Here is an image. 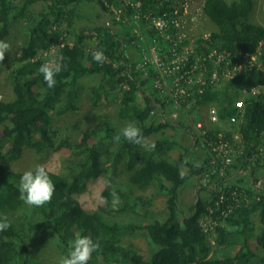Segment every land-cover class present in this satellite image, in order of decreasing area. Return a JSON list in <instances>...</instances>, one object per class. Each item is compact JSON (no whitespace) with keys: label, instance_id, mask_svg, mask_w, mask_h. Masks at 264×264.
<instances>
[{"label":"trees","instance_id":"1","mask_svg":"<svg viewBox=\"0 0 264 264\" xmlns=\"http://www.w3.org/2000/svg\"><path fill=\"white\" fill-rule=\"evenodd\" d=\"M40 1L43 6L38 12L33 14L27 10ZM86 3L96 12L83 14L81 9ZM251 9V0H205L201 6L200 14L217 27V32L211 33L206 43L200 38L196 41L195 55L205 69L202 72L204 84L191 86L189 96L183 101L195 99L196 103L182 114L190 116L197 113L196 107L214 105L222 122L232 116L236 122L227 128L215 126L207 130L204 140L209 148L202 147L201 136L191 132L194 141L191 148L198 145L207 151L200 164L189 161L188 148L165 132L175 129L176 125L191 131L188 126L165 119L153 123L154 108L165 109L164 98L154 86L155 67L144 60V42L134 33L141 32L146 21L171 14L174 10L171 0H0V40L4 41L13 30V22L19 25L18 22L24 20L26 23V37L13 58L15 68L10 72L14 99L0 100V215L6 214L11 222L7 230L0 232V264H42L35 261L38 247L34 232L53 241L61 256L68 254L69 241L77 232L90 235L94 242L99 241L100 247L93 252L88 264H264V254H257L264 250V191L254 190L260 177H255V173L260 165L264 166V159H256L253 165L250 160L257 155L259 146H264V93H241V90L264 85V44L255 65L228 75V81L220 88L219 80L212 85L214 69L219 73L221 69L231 70L230 64L254 55L264 40V27L247 20ZM100 17L105 22H94L90 34L77 31L80 22L89 24L92 18ZM60 33L67 37L72 34L75 39L72 42L59 40ZM151 35L153 39H160L154 30ZM145 38L151 39L150 36ZM151 45L160 48L157 42ZM97 50L103 51V62L93 59L92 53ZM48 53L62 57L66 65L56 76L53 88L46 85L38 71ZM218 56H223L224 60L217 63ZM187 64L194 65V57H189ZM92 78L96 83L91 90L92 104L107 99L118 89L117 117L126 123H135L146 139L159 134L153 144L146 149L129 143L122 136L119 143L115 142L113 137L120 134L121 129L111 128L106 119L98 127L81 131L75 141L68 134L58 137L50 126L51 114L63 117L76 112L83 88L81 83ZM237 99L243 102L240 111L234 106ZM219 133L221 140H228L238 152L224 178L212 174L210 169V149L212 142H218ZM233 134L238 135V142H233ZM175 148L180 149L179 160L188 167L186 172L165 159ZM24 149L33 150L36 155L68 149L75 158L71 177L47 169L55 193L51 202L42 207H29L19 198L18 183L22 174L12 170L10 164L19 160ZM97 156H101L99 161ZM120 164L130 184L141 190L152 186L165 197L164 220L154 216L142 225L119 221V217L126 214L145 218V213L137 209L141 204L139 198L121 185L112 184L121 169ZM99 166L100 172L105 171L111 179V184L100 194L104 210L89 213L75 196L96 177ZM245 172H249V180H245ZM181 173H184L183 178ZM206 173L207 182L197 184L190 213H179L181 188L188 180L196 178L198 181ZM229 179L236 183L224 182ZM244 183L250 185L244 186ZM220 187L229 193L244 191V199L238 196L231 212L227 210L231 201L220 200ZM113 190L118 203L113 201ZM204 216L210 221L211 229L207 233L199 223ZM126 230L144 232L148 243L155 247L148 258L136 254L130 244L122 245ZM210 235L214 237V244L208 239ZM252 240L254 247L250 244Z\"/></svg>","mask_w":264,"mask_h":264},{"label":"rangeland","instance_id":"2","mask_svg":"<svg viewBox=\"0 0 264 264\" xmlns=\"http://www.w3.org/2000/svg\"><path fill=\"white\" fill-rule=\"evenodd\" d=\"M172 1V0H171ZM176 3L175 8L182 7V0H173ZM189 4L187 11L192 16H195V27L193 30H185L182 35H178L177 32H173L171 34V39L173 42L179 45H188L192 48L194 47V41L196 38H202V35L208 36L211 33L217 32V27L209 22L203 15L199 13L198 8L201 11V6L203 5L205 0H186ZM227 2L237 1V0H226ZM252 1V9L250 14L247 17V20L256 24H259L264 27V0H251ZM18 5L21 6V3L18 2ZM181 5V6H180ZM43 6V2L34 3L29 9L33 14L38 12ZM180 6V7H179ZM82 7V6H81ZM96 9L88 5L86 3L81 12L84 14H89L91 12H96ZM94 22L103 23L105 19L100 17L98 19L92 18L91 23H86L85 21L80 22V26L77 28V31H83L85 34H90L94 29ZM108 22V21H107ZM190 22V21H188ZM17 25L13 22V30H10L8 36L4 39V41L10 44V51L5 53V59L0 61V100L1 101H11L14 99V93L12 90V81L10 79V72L15 68V63H13V58L17 56L20 48L22 47L26 33H25V21L21 20ZM182 29V28H181ZM136 37L144 42V60H151L150 48L152 46L153 40L148 37V33L143 29L141 32H136ZM72 39H75L71 34L68 37L64 33H60V39L64 41L72 42ZM264 43V40H263ZM157 57L160 59L158 55V50L156 49ZM47 59H51L53 56L49 55V53L45 56ZM168 51L163 49L162 51V59L167 61L168 59ZM233 72H238L235 67H232L231 70L226 72L227 75L233 74ZM222 75V74H221ZM226 82L225 78H220L218 87L220 88ZM82 90L79 93V98L77 101L78 110L76 112H69L68 114L63 115V117H57L56 114H51L52 117V130L58 133V137L64 136L66 134L71 136V140L75 141L79 137V133L86 129L87 127H98L103 121L106 119V123L114 129H122L127 123L120 120L117 117V109L119 107V91L118 89L113 90L110 95H108L107 99L105 98L103 101L98 104H92L91 99V90L96 85L95 81L92 79H87V82L81 83ZM264 90V88H263ZM249 90H241L242 95L249 94ZM252 94V93H251ZM164 107L165 109L162 111L159 106H156L152 113L153 123L158 124L162 120H167L169 122H182L185 126L190 125L193 129L192 123L190 119H195V121H201L207 125L206 111L207 108L214 105H202L200 107H196L195 114H191L190 116H184L182 113L188 112L192 106L189 104H179L181 106L182 111L179 110L174 105V100L172 98V94L164 93ZM243 97V96H240ZM163 98V97H161ZM240 100V99H237ZM236 100V101H237ZM190 103H196V100H190ZM216 107V106H214ZM193 110V109H192ZM229 125L224 124V128H227ZM189 127V126H188ZM190 128V127H189ZM166 134L169 137L174 138L178 143L184 145L188 148L189 152L187 154V158L189 161L200 164L205 159L206 151L203 150L200 146L196 145L194 149L191 148L193 146V135L191 132L186 130L183 127H179L176 125L175 129H167ZM1 135V132H0ZM159 134L151 135L149 138L145 140V143L150 146L157 139ZM239 141V138L236 139V142ZM238 152L235 150L233 153V159ZM180 149L175 148L165 159L171 163L177 164L179 169L182 172H186L188 167L184 164L180 163L179 160ZM101 156H97L99 159ZM264 159V146H259L258 153L256 156L251 158V165H253L256 159ZM103 160V159H102ZM44 165L46 169L51 172L61 174L65 177L72 175L74 169L72 167L75 165V158L72 156V153L68 149H62L60 151H51L47 154L36 155L33 150L24 149L22 156L19 160L14 161L10 164V168L14 170L16 173L22 174L25 170L32 169L36 165ZM122 164H120V170L118 171L116 177L112 181V184H119L123 188L127 189L133 197H138L141 204L137 208L139 212L145 213V218L136 217L133 214H126L119 217L120 222L127 223H135L137 225H142L147 222L150 218H159L160 220H164L166 218V203L165 197L159 194L156 189L152 186L141 190L136 186L129 183L127 175L124 173L122 169ZM260 169L255 173V177L260 176L259 180H264V166L260 165ZM245 180L250 179L249 172H246L244 175ZM233 179V178H231ZM237 178H234L236 180ZM105 180L108 183H105ZM204 175L197 181L196 178H192L188 180L185 185L181 188L179 192V213L181 214H189L190 207L195 200L197 193V184H203ZM228 183H236V181L228 180ZM108 184H111V179L108 178V175L105 171L100 172V166L98 168V173L96 177L92 178L87 182L85 190L76 195V199L79 202L80 206L89 213L94 212H102L104 210L103 202L100 199V194L104 190ZM244 186H249V183H244ZM106 216V214H105ZM14 217V216H13ZM13 220L19 221V218H14ZM201 223L204 228H209L210 223L207 219L202 218ZM126 235L122 237V245L127 247L129 244L137 251L136 254L142 256L143 258H148L152 251L155 250V247L148 243L144 236L143 231H132L131 233L127 230L125 231ZM34 238L36 245L38 247V253L35 256V261L37 263L40 262L42 264H53L59 260L61 254L57 249L55 243L53 241L48 240L45 236L40 235V233L34 232ZM251 246L254 247L253 240L250 242ZM211 253V252H210ZM258 255H263L264 250L257 252ZM34 260V258H33Z\"/></svg>","mask_w":264,"mask_h":264},{"label":"built area","instance_id":"3","mask_svg":"<svg viewBox=\"0 0 264 264\" xmlns=\"http://www.w3.org/2000/svg\"><path fill=\"white\" fill-rule=\"evenodd\" d=\"M171 3L174 5V10L171 14H167L165 17L161 18H155L151 19L149 21H146L144 24V30L148 33V35L151 37L153 42H157V45L160 46V48H156L158 50V55L160 59L157 57V53L154 46L150 48V54H151V60L150 62L155 67L157 77L154 82L155 88L158 89V91L161 93V95L164 97L165 91L167 94H172V98L174 100V105L177 108H181L179 104H184V97L189 96L190 88L194 84H199L200 86H203L204 84V78L202 79V72H205V69L202 68V64H200V58H198L195 55V46L196 41L198 38L194 41V47L188 45H179L173 42L171 39V34L173 32H177L178 35H182L183 31L185 30H193L195 27V16H192L187 11L189 4L186 0H182V7L181 8H175L176 3L172 0ZM181 6V5H180ZM179 6V7H180ZM199 13L200 9L198 8ZM190 21V22H188ZM182 28V29H181ZM153 30L155 31V36H160V39H153L154 37L151 35ZM135 31L134 33H136ZM202 35V40H204V43H206L207 38L209 37ZM165 39H169V42H166ZM166 42L165 44H161V42ZM161 44V45H160ZM264 43L261 42L256 50V53L250 57H244L242 59H239L236 61V64H230L232 67H235L237 71L246 70L247 68L255 65L254 63H257V55L259 54V51L261 50V46ZM163 49H166L168 51V60L165 61L162 59V51ZM194 57L195 64H187L188 58ZM223 56H218V62L223 61ZM218 65V64H216ZM257 65V64H256ZM219 73L217 70H213L212 72V85L214 86L217 80H220V78H225L226 81H228V75L226 72H224L222 69ZM222 74V75H221ZM201 87H199L200 89ZM264 85L255 87L250 89L248 92L249 94H258V93H264ZM202 89V88H201ZM251 94V95H252ZM179 103V104H177ZM185 104L191 105L192 103L186 101ZM234 106L240 111L243 108V102L241 100H237L234 102ZM206 118H207V125L204 124L201 121H193L192 126L196 133H198L201 138L202 147L207 146L209 148V144L204 140V134L207 132V130L212 129L215 126L220 125V118H219V112L216 107L210 106L207 108L206 111ZM236 121L235 116L230 118V122L234 123ZM220 137V134H219ZM212 152L216 153V155L213 156V160L211 163V173L212 174H218L219 177L223 176V171L225 170V167L231 164L233 161L232 155L235 150H233L232 146L227 140H221L219 138L217 143L212 142L211 147ZM219 160V162H218ZM218 166V170L216 166ZM219 171V172H218ZM207 176L208 174H204V180L203 184H206L207 182ZM254 190L258 193L261 191H264V180H257V182L254 185ZM218 191L222 192V195L220 197V200L222 201L224 198H227L229 201H231L230 206L227 208L228 212L232 211V205L234 202H237L238 196H240L242 199H244V191L237 192L236 190H233L232 192H225L223 188H219ZM202 218H205L209 221L208 216H204ZM201 218V219H202ZM200 219V225L202 228V231L205 233L209 232L211 228H204L203 224L201 223ZM210 223V221H209ZM209 241L211 244H214V237L213 235L208 236Z\"/></svg>","mask_w":264,"mask_h":264},{"label":"clouds","instance_id":"4","mask_svg":"<svg viewBox=\"0 0 264 264\" xmlns=\"http://www.w3.org/2000/svg\"><path fill=\"white\" fill-rule=\"evenodd\" d=\"M10 47L11 46L8 42L0 40V61H3L5 59V53L10 51ZM92 56H93V59L97 62H103V60L105 59V56L102 50H97L93 52ZM62 60H63L62 57L56 58L53 55L51 59H46L45 62L42 63L40 67L38 68L39 73L42 74L43 80L49 88L55 87L56 82H57L56 76L66 67V65L62 63ZM230 118L231 117L226 118V121H223V122L220 119L221 123L220 125H218V127L222 129L224 128V124H228V125L235 124L236 121L234 123H231ZM190 121L192 123L193 121H195V119H192ZM188 126L190 127V130H191L189 132L196 133L194 130H192V127L190 125ZM219 134H218V137H219ZM121 136L124 138V140L128 141L129 143L140 145L141 147H144L146 149L149 147L145 143L146 138L142 134L141 129L137 127L135 123L133 122L127 123L121 129L120 134L115 135L113 137V140L119 143L121 140ZM221 137L222 135L220 134L219 138ZM237 138H238V135L233 134L232 136L233 142H236ZM233 150L235 149L233 148ZM210 152L212 154V158L210 161V165H211L213 156L216 155V153L212 152L211 149H210ZM232 159H233V155H232ZM230 165L225 167V170L222 173L223 176L221 178H224V173ZM215 166L218 170V166L217 165ZM210 169H211V166H210ZM180 175H181V178H183L184 173H181ZM227 181H224V182H227ZM105 183L107 184L108 181L105 180ZM18 192H19V198L27 206L42 207L45 204L51 202L52 197L55 193V185L53 181L51 180L50 173L46 169V167L44 165L38 164L33 169L25 170L22 173L19 183H18ZM111 195L113 197L114 203H118L119 198L116 195L114 190L111 192ZM101 199L103 198L101 197ZM10 226H11V222L8 216L6 214L0 215V232L7 230ZM99 247H100L99 241L94 242L90 235H81L79 232H77L75 238L69 241L68 254L66 256H61L59 260L57 261V264H88V261L92 258L93 252L97 251Z\"/></svg>","mask_w":264,"mask_h":264},{"label":"crops","instance_id":"5","mask_svg":"<svg viewBox=\"0 0 264 264\" xmlns=\"http://www.w3.org/2000/svg\"><path fill=\"white\" fill-rule=\"evenodd\" d=\"M246 173V172H245Z\"/></svg>","mask_w":264,"mask_h":264}]
</instances>
